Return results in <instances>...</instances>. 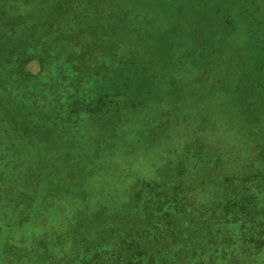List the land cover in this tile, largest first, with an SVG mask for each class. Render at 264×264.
<instances>
[{
  "label": "trees",
  "instance_id": "trees-1",
  "mask_svg": "<svg viewBox=\"0 0 264 264\" xmlns=\"http://www.w3.org/2000/svg\"><path fill=\"white\" fill-rule=\"evenodd\" d=\"M102 10V0H0V264H264V113L245 149L256 158L239 171L215 173L228 154L195 139L194 201L171 180L139 182L121 202L52 180L55 154L39 148L128 89V73L122 84L108 74L125 62ZM58 205L70 210L52 214Z\"/></svg>",
  "mask_w": 264,
  "mask_h": 264
},
{
  "label": "rangeland",
  "instance_id": "rangeland-1",
  "mask_svg": "<svg viewBox=\"0 0 264 264\" xmlns=\"http://www.w3.org/2000/svg\"><path fill=\"white\" fill-rule=\"evenodd\" d=\"M102 1L104 28L125 62L108 74L122 84L128 73V89L116 107L82 118L68 137L53 133L55 142L39 152L55 154L52 180L61 178L65 190L73 183L89 196L121 202L139 182L171 180L190 184L194 201L195 139L213 155L217 147L228 154L215 172L222 176L256 158L245 149L264 113L256 85L257 65H264V0ZM28 69L37 72V63ZM213 190L198 188L200 203ZM63 207L51 213L70 210ZM46 219L37 225L50 227Z\"/></svg>",
  "mask_w": 264,
  "mask_h": 264
}]
</instances>
